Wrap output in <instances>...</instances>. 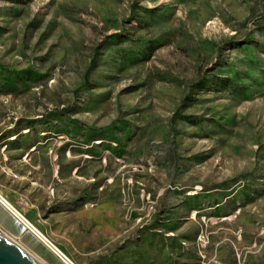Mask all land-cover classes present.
I'll use <instances>...</instances> for the list:
<instances>
[{"label": "rangeland", "instance_id": "374dc122", "mask_svg": "<svg viewBox=\"0 0 264 264\" xmlns=\"http://www.w3.org/2000/svg\"><path fill=\"white\" fill-rule=\"evenodd\" d=\"M0 195L76 264H264V0H0Z\"/></svg>", "mask_w": 264, "mask_h": 264}, {"label": "built area", "instance_id": "2783aa9c", "mask_svg": "<svg viewBox=\"0 0 264 264\" xmlns=\"http://www.w3.org/2000/svg\"><path fill=\"white\" fill-rule=\"evenodd\" d=\"M0 205L12 216L19 225L22 233H31L44 247L51 251L61 262L66 264H76L67 257L47 236L34 227L12 204L4 197L0 199ZM3 227H0V234H3ZM5 230V229H4Z\"/></svg>", "mask_w": 264, "mask_h": 264}, {"label": "water", "instance_id": "95a60500", "mask_svg": "<svg viewBox=\"0 0 264 264\" xmlns=\"http://www.w3.org/2000/svg\"><path fill=\"white\" fill-rule=\"evenodd\" d=\"M0 264H40L20 245L0 234Z\"/></svg>", "mask_w": 264, "mask_h": 264}, {"label": "crops", "instance_id": "0c3cea01", "mask_svg": "<svg viewBox=\"0 0 264 264\" xmlns=\"http://www.w3.org/2000/svg\"><path fill=\"white\" fill-rule=\"evenodd\" d=\"M0 210L6 215V216H8L11 220H12V222H13V224H14V229L15 230H13L12 232L13 233H20V227H19V225L15 222V220L12 218V216L0 205ZM24 236H29V237H31L33 240H35L38 244H40L44 249H46L39 241H37L31 234H29V233H25L24 235H23V237ZM47 250V249H46Z\"/></svg>", "mask_w": 264, "mask_h": 264}, {"label": "bare ground", "instance_id": "6f19581e", "mask_svg": "<svg viewBox=\"0 0 264 264\" xmlns=\"http://www.w3.org/2000/svg\"><path fill=\"white\" fill-rule=\"evenodd\" d=\"M0 199H3V197L0 195ZM0 227H3L1 224H0ZM4 228V227H3ZM3 231H5L4 229H3ZM3 233H5V232H3ZM3 235H5L6 237H8L9 239H11L12 241H14L15 243H17L18 245H20L22 248H24L20 243H18L17 241H15L11 236H9L8 234H3ZM26 251H29L28 249H26V248H24ZM28 253H30V251L28 252ZM40 264H46L43 260H41L38 256H36V255H34V254H32V253H30ZM63 264H66V263H64V262H62Z\"/></svg>", "mask_w": 264, "mask_h": 264}]
</instances>
